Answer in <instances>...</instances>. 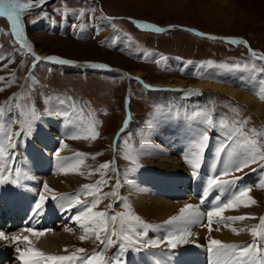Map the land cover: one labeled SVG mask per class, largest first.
<instances>
[{
    "label": "rangeland",
    "instance_id": "obj_1",
    "mask_svg": "<svg viewBox=\"0 0 264 264\" xmlns=\"http://www.w3.org/2000/svg\"><path fill=\"white\" fill-rule=\"evenodd\" d=\"M57 9H63L66 18L62 19L61 15L58 14ZM42 10L47 13L50 18L39 16L38 13ZM78 12L85 13L84 15H81L79 20L70 14ZM88 12H93L92 19L86 15ZM29 15L35 17L37 22L33 23L32 20L29 19ZM102 16L113 18L112 23L115 24L116 27L113 28L109 26L107 21L101 19ZM126 17L139 19L140 21L146 20L149 22H155L159 25L173 26V24H176L178 26H174L176 29H169L161 34L146 33L137 29L136 26L132 25V23L126 19ZM2 18L6 19V17ZM2 18L0 17V53H4L5 58L0 59V77H5L6 81H11L15 78V83L11 87H7L6 82H0V88L4 89V91H0V106L7 109L8 105L5 102L15 96L17 98L16 102L24 106V111L26 113L30 112L33 107L37 112L41 113L44 112L46 108L50 111L59 108L62 112H69V117L65 118H61L60 116H44L42 122H35L34 129H38L33 130V132L36 134H40L46 130H49L48 132H45L49 135L58 133L59 130H56V126L58 127V124H56L57 120H59V126L63 125L64 127L67 125L68 120L73 122L79 120L84 128L81 135H89L91 126H98L96 127V131L99 132V135L96 139H71L68 135L61 140L59 139L60 145L57 147L59 149H57V152H59L60 155L59 157L56 156L57 163L60 159L70 162L73 160L71 163H74L76 162L75 159L71 158H74L77 153L83 154L79 157V159L83 160V164L78 169L82 172H78L77 170V175H73L78 177L79 180H83H80L79 184L72 186L74 184H69L67 176L64 177L63 174H58V165L54 167V171H42V173H40L39 170L41 169H36L37 174H33L36 178L34 180L35 185L37 183L41 184L40 189L42 192L43 184L47 183L54 192L65 193L71 191L73 194H82L85 191L82 189L84 185H92L95 187L99 182L107 180V186L102 185L97 189V196L101 199V203L96 209H94V211H114L116 213H125L126 215H129L126 201L123 199L124 203L119 202L122 198V188L124 183L128 178L133 176L130 174L127 177V174L131 173L133 169L139 168L143 165H151L152 167H155L156 164L161 162L160 160H157V153L159 155H173L175 153V156H173L177 160V163L180 162L179 165L185 170L188 168L185 172L180 171V174L187 176L188 178L189 174L187 175L186 172L188 173L192 169L184 165H188L185 160V155L188 151V142L186 143L179 137L182 136L181 133L178 134V132L165 129L167 132L163 136H168V139H170V145L171 142H176L174 145L178 149L180 155H183L182 158H180L181 156L175 152L172 146L168 149L165 148L164 150L166 152L160 147H157V150L156 146L158 145V142L160 143V140L156 141V139H153V142L146 144L154 149L151 151L152 153L147 152L143 155L141 150V144L147 142L146 140H142V135H148L149 132L145 128L146 120L149 117H152L153 113H158L161 105L170 104L169 107L163 110L176 109L181 110L183 113L191 112L192 108H194V110H211L214 119L220 114H227L230 126L232 124L231 117L235 115L236 112H239L241 119L249 120L248 124L250 127L258 124L264 127V121L262 118L254 114L245 104L225 93L204 88L203 86L200 87L197 84L198 82L200 84L211 81L210 83L240 88L243 93L247 92L245 94L254 95L257 100L264 104V101L259 99V97L264 94V88H260V81L264 79V75L256 76L254 74L255 72L257 74L264 73V71H261V69H264V62L251 57V53L246 51L244 47L230 45L224 40L205 38L185 29L192 27L198 29V33L214 34L223 37H242L246 40L248 38L251 45L254 47V50L261 49L263 51H259L264 53V0H66V3L65 0H47L43 9L36 7L31 12L28 11V13L24 15L23 21L27 28L26 36L38 55L41 53L43 54V57L61 56L60 58L76 61L79 64L80 62H98L108 65L109 69L107 70H93L82 65H80V67L70 65L62 66L48 62L38 63L33 70V67H30L33 59L30 56H26L23 53L15 54L18 45H13V37L10 34L11 31L9 28L11 26L9 25V22L6 24ZM74 24L77 25V28L75 29L73 27ZM80 30H84L83 35L79 33ZM114 36L118 41L116 47H114L112 43H109L110 38ZM120 48L123 50H119ZM145 52L149 54V59L143 60L137 58L138 54L142 56ZM160 57L166 59H160L159 63L152 62ZM9 60H13V62L9 63ZM209 61L212 63L207 67H199L201 64H206ZM245 62H247L249 67L244 71L226 72L231 70L219 67V65L225 63L243 64ZM5 65L8 66L5 67ZM253 65H255V71L252 69ZM136 71L139 73L136 74ZM201 71L206 74L213 73L215 74V78H219L216 75H220L221 71H223V77L225 80L232 81L233 83L218 82L213 78L199 79V73ZM30 73H34V76H30ZM130 75L144 76L145 79L154 84L178 85L184 81L186 86L194 84L195 86L200 87L198 92L202 94L197 95L195 99L188 100L182 98L178 93L174 96H170L171 94L169 92L171 91L147 92L142 90ZM252 77L257 79V86H254L253 82L250 80ZM127 92H130L128 95H131L132 97L131 109L133 111V122L127 130V133L123 134V138L121 139V136L119 137L116 149L114 150V157L110 141L112 134L120 125V118L123 109L122 98ZM69 98L72 99L70 100ZM60 100L65 102L64 105L59 104ZM185 101H189L188 104H182ZM229 105H235L236 107H229ZM74 106L83 110L82 112L85 116L82 114L80 115ZM158 118L159 116H156L154 121ZM187 120L190 121L189 118L183 119L179 117L174 119H163L158 122L154 130H157L156 132L161 134L159 126L163 123L169 124L170 122L175 128H178ZM7 131V126L0 129V140L4 141L5 144H7V141L4 140V135ZM11 131L13 133L20 131V125L18 123L12 125ZM213 132L216 133V131ZM151 133L154 134V131ZM211 133L212 132L209 133L210 137L219 138L223 142L224 137L221 138L215 136V133L211 135ZM257 133L264 135V128L256 126L255 131L252 132L250 138H255ZM185 134L187 138L191 135L187 129ZM173 135L174 137H172ZM40 136L41 135H39V139ZM157 136L160 135L158 134ZM31 137L32 134L26 139L13 141V143L16 144L15 150H19V154L24 160L26 158L25 149L30 146ZM177 137L181 140V143L177 140ZM212 138H210V144H212V147L214 148L212 141L215 139L212 140ZM36 140L34 138V141ZM46 140L49 141V138ZM50 140L52 141V139ZM31 144L33 146V142ZM118 152L119 154H117ZM22 158L19 162L15 159L13 161V167L14 169H19V175H21L20 183L28 185L29 180L24 179L27 173H25L23 168L27 166L31 167L32 165L24 163ZM112 159H114V163L118 165L119 170L117 172H114L113 170L112 173L111 163L108 169L96 171L94 174L89 175L92 170H99L101 165L107 162H112ZM172 164V162H169L167 165L171 166ZM257 165L260 166V162L251 164L249 167L245 168L243 172H235L229 177L222 178L232 179L234 178L233 176L238 177V175H245V173L256 169ZM160 168L162 174L164 172L163 169L168 171L166 167L160 166ZM219 168L220 165L216 170H219ZM175 169L176 168H173L172 170L177 172ZM209 173H212V171H209ZM55 174L57 177H55ZM13 175H15V172H13ZM37 175H39V177H37ZM40 175L43 176L41 177ZM108 176H111V179H108ZM140 176L142 175H138V177ZM154 176H160L159 179H166V181H169L171 177H175V175ZM260 176L259 181H255L250 192V195L257 202L255 207L259 205L258 207L260 208H258L259 211L256 210L254 211L255 213L253 212V214L258 217L257 227H259V220H263L264 222V187L260 186L261 184H264V175ZM243 177H246V181L243 182V185H247L249 175ZM56 178L60 180H57ZM52 179H56L55 183L51 181ZM117 180L120 182V187L114 189L113 186L117 183ZM188 180L191 179L188 178ZM171 182L172 181H170V183ZM152 183H157V181L150 180V184ZM56 184L58 186H56ZM35 185L34 187L36 188ZM68 185H71L72 187L69 188ZM80 186H82V188H80ZM137 186L136 192L138 193L142 186H149V183L147 180L143 182L138 179ZM189 186V181H187V187ZM34 187L33 190H35ZM64 188L67 189L64 190ZM29 190L33 192L31 189ZM113 190L117 192V196H107V198H105L104 194L111 193ZM149 191L158 196V199L161 198L165 202L177 201L184 207L187 204L198 205L204 212H206L212 205L201 204L200 197H198V201L191 200V198L196 199L195 197L190 198L189 194L191 193H188L186 196L180 194L174 199L173 196L168 197V194L161 197L163 194L157 193L159 190H157L156 187ZM127 192H132V190L129 189ZM44 194L47 195L50 193ZM164 194H166L165 191ZM229 195L222 199L227 200ZM69 196H71V194ZM83 196L84 195H81V197ZM88 198L90 200L92 199L91 196H88ZM109 204L113 205L112 209L108 208ZM179 214L180 213L170 215L168 218L166 217V220L164 221L146 222L153 225V228L149 230L147 237L152 241L157 239L162 240V243L158 247H151L150 250L157 251L160 249L159 247L168 248L166 239H163V237L160 236L154 238L153 234H162L164 230L159 228L161 231L159 232V229L156 226H159L160 224L164 225V223L170 218L178 216ZM223 216L234 217L229 214L228 210L223 213ZM117 219L120 221L119 217ZM252 221L254 224V219ZM237 222L235 221L231 224L234 225L240 233L243 232L242 234L245 235L246 238L243 239L238 237L237 239L228 241L226 244L242 240L239 242V245H243V240L250 238L245 233V228L242 226L244 220L243 222ZM177 223L179 224V222ZM170 227L171 226H168L169 230ZM70 229L73 230L69 231L56 228L51 231L56 235H59L60 233L65 235L67 233L73 237L69 240L67 239V242H63L65 247L58 248L60 250L56 249L51 252H49L50 250H42L34 246L35 244L33 242L32 246L42 252H46L48 255L67 256V254L70 253H78L77 250L80 248L85 249V253H89L94 247H92L93 243H98L91 231L87 234L86 239L81 240V236L85 235L84 229L80 228L77 224L73 225ZM18 234H21V232H18ZM103 235L104 234L101 233V238ZM144 239H146V237H144ZM204 240L208 239L205 238ZM206 242L207 241L203 243L201 242L200 244ZM262 243L264 246V241H262ZM97 246H100V244L98 243ZM190 246L185 247L187 248ZM25 247L26 245L22 244L21 249ZM123 254L131 259L136 258L139 255H144L139 254L137 250L127 249ZM15 261L16 264H19L14 256L11 264H15Z\"/></svg>",
    "mask_w": 264,
    "mask_h": 264
},
{
    "label": "snow or ice",
    "instance_id": "obj_2",
    "mask_svg": "<svg viewBox=\"0 0 264 264\" xmlns=\"http://www.w3.org/2000/svg\"><path fill=\"white\" fill-rule=\"evenodd\" d=\"M47 3V0H0V17H6L11 26V36L13 37V45H18L15 50V54L23 53L26 56H30L33 60V70L36 68L37 64L40 62L54 63L56 65H70L80 67L79 63L69 59L60 58L57 56H48L42 57L38 55L27 39L26 36V25L22 22V14L27 10L31 12L36 7L43 9V6ZM66 3V0H65ZM58 14L61 15V18H66L63 9H57ZM94 12V9H93ZM93 12H88L86 15L90 19L93 18ZM75 16L77 20L80 19L81 15L85 13H70ZM39 16L46 18L48 14L43 12V10L38 13ZM29 19L33 23H36L35 17L29 15ZM101 19L108 22V25L115 28V24L112 23L113 18L107 16H102ZM139 28L143 30H151L156 33H165L168 29L163 27L156 26L151 23L141 22V21H132ZM74 29L77 28V25H73ZM188 31H193L188 29ZM205 38L216 39V37H207L204 33H196ZM228 43L236 45H246L247 42L244 40L236 38H228ZM109 43H112L114 47L117 46L118 41L116 37H112L109 40ZM249 51L251 57L254 59L264 62V53H258L254 50H251L250 46ZM119 50H123L120 48ZM5 54L0 53V59H4ZM139 59L147 60L149 59V54L147 52L144 55L137 56ZM14 59V57H13ZM160 59H166L163 57L157 58L152 61L159 63ZM13 60H9V63H12ZM190 63V62H189ZM212 62H207L206 64H201L200 68H205L210 65ZM8 65H5L7 67ZM87 68L93 70L96 69H109V66L102 63H87L85 65ZM220 68L228 70H247V62L233 63V64H221ZM253 71H255V65L252 66ZM51 70V69H49ZM183 71V69H182ZM264 71V69H261ZM195 75V73H194ZM30 76H34V73H30ZM199 78L203 79H212L213 77L208 76L205 72L201 71L199 73ZM0 82H6L7 87H11L15 83V78L11 81H6L5 77H0ZM141 83L143 87L149 88V85L144 84L142 81H137ZM260 88H264V79L260 81ZM153 91H180L185 97H190L193 94L200 95L195 90H183V89H151ZM0 91L4 89L0 88ZM264 98V95H262ZM70 100L72 98H69ZM17 98L14 96L10 98L9 101L5 103L8 105L7 109L3 106H0V129H3L5 126L8 127L7 133L4 135V140L7 141V144L4 141L0 140V185L4 184H13L20 188H25V184L20 183L19 169H14L13 161L16 158L15 147L16 144L13 143L14 140L19 141L29 137L33 130L35 122L41 121L44 116H60L61 118L69 117L68 111H60L59 108L54 110H48L47 108L44 112H37L33 107L30 112L24 111V106L16 102ZM64 101L60 100L59 104L64 105ZM229 107H236L235 105H229ZM83 111V110H81ZM159 116L155 121L153 117ZM168 118H173V113L171 110H160L159 113H153L152 117H149L146 120L145 128L149 132H153L158 122ZM189 119L196 121L199 127L196 128L195 135L192 139L188 141V151L185 155V160L188 165L193 169V177L195 178L198 175V170L201 167V157L210 142V132L213 129L218 130L223 136V142L219 143L216 148L217 159L221 153H224L225 158L220 161L219 170H214L213 176L210 177L206 183V188L204 194L201 196V204L204 203L208 192L212 189H217L221 193L230 192V195L227 200L220 201V197L217 196L216 200L212 202L211 207L206 211L202 212L199 209L198 205L187 204L184 208L180 210L178 216L170 218L164 223V225L156 226L158 228L166 229L165 236L163 239H166L169 250H174L178 245H183L189 242V238L193 235L191 228L196 227H207L209 231L212 230V225L214 222H219L224 226L235 221H243L245 219H256L255 217L249 216H234V217H224L223 213L226 210L237 209L238 207H249L255 205L256 200L250 195V192L253 188V185H239L238 181L243 177H234L232 179H226L222 177H229L235 172H243V170L249 167L253 163L260 162L261 169H264V135L259 133L256 134L255 138H250V133L245 132V126L248 124V120L241 119L239 112H236L235 115L231 117L232 124L231 126L228 123L229 117L227 114H220L214 119L213 113L211 110L197 109L193 110ZM20 125V131L13 133L11 131V126L14 124ZM67 135L71 139H96L99 135V132L96 131L97 125L91 126V131L89 135L79 134L76 126L72 123L71 120L67 122ZM255 131V130H252ZM127 133V129H122L121 139L123 134ZM151 148L150 145L141 144V150L143 153H146ZM11 150V151H9ZM119 154V152L117 153ZM55 155L59 157V152H56ZM83 154L77 153L74 158L75 163H69L66 160H59L58 166L60 171L64 174H69L70 172H76L79 167L83 164V160L79 159ZM99 155V154H98ZM94 158V157H93ZM131 158V157H129ZM113 162H107L100 166L99 170H92L89 175L94 174L96 171H103L109 168L110 164ZM256 171V169H253ZM15 172V175H13ZM247 175V173H245ZM25 180H35L34 176L25 175ZM108 179H111V176H108ZM107 186V180L99 182L95 187L92 185H84V193L82 194H73L72 196H64L63 194L57 195L54 190H52L47 183L43 184V192L38 195V199L35 201L32 212H31V222L29 226H26L23 231L29 233L31 236L40 238L46 235V233L53 231L52 229H36L35 224L39 223L38 217L44 212L45 202L48 199L55 201L59 209L62 211H70L73 207L77 208L75 218L73 223L77 224L80 228L84 229L85 235L81 236V240L87 238V234L91 231L95 237V240L102 245L99 251L90 254L89 256H80L76 253L67 256H56L48 255L44 252L36 249L32 246V240L29 235L21 234H6L4 231L0 230V240L6 241L10 244L16 245L15 250L19 253V259L23 264H62V262L68 261L73 262V264H126L122 254L127 250H137L140 248L147 249L148 247H158L161 243V239L155 241L142 239L146 237L150 229L153 228V225L145 223L138 215H126L125 213H116L114 211H94L101 203V199L97 196V189L101 186ZM264 187V184L260 185ZM120 187V182L117 180V183L113 186L114 189ZM44 193H50V197ZM81 195L91 196V200H82ZM105 198L107 196L116 197L117 192L113 190L111 193L104 194ZM119 202H123V198ZM109 209L113 208L112 204L108 205ZM120 218L121 227L119 233L114 229L117 218ZM206 220V224H205ZM83 221V223H81ZM179 222V224L177 223ZM170 227V230L168 229ZM260 227L264 228V224ZM65 230L72 231L73 229L67 228ZM234 233L239 234V230L236 228L231 229ZM101 233L104 234V238L101 239ZM251 235L254 237V240L246 245H232L224 244L222 241L217 239H210L207 251L210 253L212 260L210 264H223L224 261L227 264H264V246L262 241H264V232L260 231L258 227L251 228ZM117 237L114 241L112 237ZM26 245L25 248L21 249L19 245ZM118 245V252L121 255H117L114 258L105 260L104 256L108 247ZM79 253H84L85 249L80 248L77 250ZM258 253V260H251L249 258L250 252Z\"/></svg>",
    "mask_w": 264,
    "mask_h": 264
},
{
    "label": "bare ground",
    "instance_id": "obj_3",
    "mask_svg": "<svg viewBox=\"0 0 264 264\" xmlns=\"http://www.w3.org/2000/svg\"><path fill=\"white\" fill-rule=\"evenodd\" d=\"M39 55L43 57V54L39 53ZM86 64H87L86 62H80L79 65L85 66ZM138 71H136L135 73L138 74L139 73ZM250 80L253 82L254 86L258 85V81H257L256 78L252 77ZM210 82H205V83H200V84L198 82L197 84L200 87L203 86L204 88H209V89L221 92V93H225L228 96H231V97L237 99L238 101H240L241 103H243L247 107H249L250 110L254 114L260 116L262 118V120L264 121V104H262L259 100H257V98L254 95L245 94L247 92L243 93V91L240 88H236V87H233V86L230 87V86H227V85H219V84H214V83H210ZM158 85L162 86V85H165V84H158ZM178 85L186 86L184 81L181 82ZM244 91H246V90H244ZM187 121L183 122L182 126L178 127V128H175L172 124H170V122H169V124L168 123L167 124L163 123L161 126H159V128H160L159 131L161 132V134L157 133L156 132L157 130H154V134L151 133V132H148V135L143 134L142 135V137H143L142 140L148 141L147 143L153 142V139H156V141L160 140V143L158 142V145L156 146V148L160 147L163 151H165L164 150L165 147H162L163 146L162 142H161V141H163L162 138L166 139L164 141L165 144H169V140H170V139H168V136H166V135L163 136L167 132V131H165V129H167L168 131L170 130V131L178 132V134L179 133H181V134L185 133L186 129H187V131H189L190 134H191L190 137H188V141H189L190 139H192V136L195 135L196 127L193 125V122H191V119H190V121H188V122ZM56 124H58L57 121H56ZM75 126H76L79 134H81L83 128H81L80 126H78L76 124H75ZM168 126L170 127V129H169ZM158 134L160 136L161 135L162 136L161 137L157 136ZM48 136H49L48 133H43L40 136V139H39V137H35V140L36 139L37 140L33 142V147L35 149H37V150L44 151L46 149V145H48V140H46V139L49 138ZM49 143H51V142H49ZM158 148H157V150H158ZM143 155H144V153H143ZM160 155L158 153L156 154V156L158 158L157 160L161 161V162H159V164H156V168H160V166L166 167L167 170H172L173 168H176L175 170H177V173H179V174L181 173L180 171H184V172L187 171L188 168H186V170H185L179 165L180 162L177 163V160L174 158L175 155L174 156L172 154H160ZM180 158H178V159H180ZM15 159H16L17 162L20 161V159L18 158V155H16ZM62 160H64V159H62ZM68 162L71 163V162H73V160H71V162L70 161H68ZM169 162L170 163L172 162L173 164L171 166L167 165V164H169ZM19 165H21V164H19ZM56 165H58V163ZM23 167H24V165H23ZM23 169L25 170V173H27L28 176H34L33 174L36 173L37 170L40 169V166H39V164H37V166H35V165H32L31 167L27 166V167H24ZM39 171H40V173H42L41 170H39ZM78 172H82V171L78 170ZM29 174H31V175H29ZM58 174H60V175L63 174L64 177L67 176L68 177L67 181L69 182V184L70 183L74 184L72 186H75V185L79 184L80 180H83V179L79 180L78 177L73 176V175H77V171L74 172V173L70 172L69 174H64L59 169L58 170ZM138 175H141V173H138ZM138 175L131 176L132 178L131 177L128 178V180L124 183L123 188H122L123 189L122 190V193H123L122 194V198L127 203L128 214L129 215H138L145 223L149 222V221H154V222H156V221H158V222L159 221H164V220H166V217L168 218L170 215L178 214V213H180V210L182 208H184V206L179 204V202H177V201L165 202L161 198L158 199L159 197L156 196L155 194H153L149 190H151L154 187H156V189L159 190L158 192L156 191L157 193L164 194V191H165L166 194L172 195V190L174 188H176V190L178 191L176 196H179L180 194L185 193V190L188 189L187 181H189L192 185H194V182L191 181V180H188L187 176L175 175V177H173V179L171 180L172 182L170 184L169 183L167 184V185H169V191H167V189H165L162 186L161 183L158 184V182H157V183L150 184V182H148L149 186H142V187L140 186L141 188H140L139 192L137 193L136 192V188L139 186V185L137 186V183H138L137 177H138ZM70 176H72V177H70ZM37 177H39V175H37ZM55 177H57V175ZM56 179H52L51 181L55 183ZM245 179H246V177H243L241 180H239L238 181L239 185H243V182L246 181ZM57 180H60V179H57ZM23 184H25V183H23ZM29 184L28 185L25 184L26 185L25 188H20V187H18L16 185H13V184L0 185V212L2 210H4V206H5L6 202L8 200H12L14 202V204H12L10 206L11 208L8 209V210L14 215V211L16 210L15 207H19L18 217H21V215H26L27 212H28L27 204H26L27 202H26V198H25L22 190L24 189V190L27 191L26 188H29V187H30L29 189L33 190V187L35 185V181L34 180H29ZM56 186H58V185L56 184ZM72 186L68 185L69 188L72 187ZM74 188H76V187H74ZM34 189H35V187H34ZM65 189H67V188H64V190ZM129 189H131L132 192H127V190H129ZM191 200L195 201L196 199L191 198ZM258 206L255 207V205H251L249 207H238L237 209L228 210L229 214L232 215V216H249V217H255L256 218V219H254V222H255L254 224L255 225L253 224V221H252L253 219H245L244 222L242 221L243 222L242 226H243V228H245V230L244 229L243 230L245 231V233L249 237H252L251 228L258 226L257 225V222H258L257 218L258 217H256L253 214L254 211H256V210L259 211L260 208ZM199 209H200V211L204 212L202 208L199 207ZM1 214H2V212H1ZM205 224H206V221H205ZM239 227H241V226H239ZM232 228H235V226L232 225V224H229L228 226H224V225H222L219 222L213 223L211 231H209V229L206 226L205 227H196V226H194V227L191 228V232L193 233V235L189 238V242L186 243V244H183L182 246L178 245L177 247L190 246V245H193L194 243L200 244L201 242L202 243L205 242V241L208 242L210 239H217V240L222 241L224 244H226L228 241L237 239L238 237L239 238H243V239L246 238L245 235L242 234L243 232L242 233L239 232V234H236V233H234L231 230ZM20 232H21V235H29L30 239L35 244L34 246H36V247H38L39 249H42V250H46V251L50 250L49 252L54 251V250H56L58 248L65 247L63 242H67V239L69 240V239L73 238L71 235H69L67 233L65 235L61 234V233L59 235H56V234H54L51 231L46 233V235H44L43 237H40V238L31 236L29 233L24 232V231H20ZM205 238L208 239V240H204ZM58 250H60V249H58ZM0 261H2L1 253H0Z\"/></svg>",
    "mask_w": 264,
    "mask_h": 264
}]
</instances>
